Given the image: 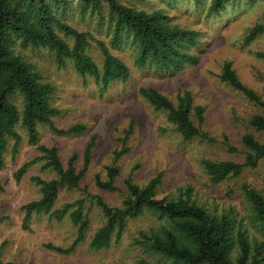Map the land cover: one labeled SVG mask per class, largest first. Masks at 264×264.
I'll return each instance as SVG.
<instances>
[{"label":"rangeland","instance_id":"obj_1","mask_svg":"<svg viewBox=\"0 0 264 264\" xmlns=\"http://www.w3.org/2000/svg\"><path fill=\"white\" fill-rule=\"evenodd\" d=\"M119 1L147 12L159 10L170 25L194 29L198 34L197 43L187 51L197 56V62L183 63L169 71L153 64L138 66L136 45L130 36L123 37L116 47L108 44L107 8L103 7L101 18L89 7L83 9L77 0H72L57 13L58 16L77 30L91 34L86 52L100 68L103 57L96 40L106 42L110 52L129 68L126 81H111L102 90L93 76L76 72L70 59L59 66L47 48L21 47L15 43L14 49L44 82L53 86L51 103L59 110L53 118L56 127L66 129L74 124L85 127L82 132L57 134L47 125L39 124V143L55 146L64 166L75 154L77 170L83 166L85 147L92 139L93 143L90 162L79 187L59 191L53 208L62 209L69 204L65 216L57 220L49 214L33 213L24 228L21 206L40 196L39 186L31 177L51 179L55 173L44 168L43 161L39 160L28 167L20 180L14 178L19 167L41 155L36 146L27 143L25 128L18 125L21 136L18 153L12 156L13 140L10 139L4 165L0 168V183L4 188L0 191V216L10 218L0 223L2 261L13 264H140L145 260L148 264H182L147 246V235L165 223L150 210L129 219L119 241L112 242L110 247L98 250L89 247L92 235L105 221L96 197L110 206H120L127 192L126 178L144 185L157 174H161L156 187L158 198H188L210 212L231 209L236 223L246 231L248 238L263 242L264 249V233L241 190L242 184L247 183L264 195V159L256 167L219 182L210 179L202 163L205 159L243 162L246 148L241 138L244 134L264 141V131L255 130L249 123L254 114L262 113V108L219 78L223 63L229 61L240 80L264 100V57L258 55L264 54V34L247 39L248 30L264 22V0H233L218 13L207 12L210 0ZM64 39L72 43L71 38ZM143 87L158 90L174 105L179 95L188 94L192 104L203 109L200 128L207 137L183 139L168 120L167 112L153 108L139 94V88ZM13 101L21 111V96H14ZM191 119L198 125L193 113ZM122 148L126 151L116 159L115 153ZM112 164L119 168L115 184L121 192L101 189L94 182L96 176L106 180V167ZM79 206L89 221L85 238L69 253L47 248L46 244L61 248L73 244L77 226L69 213Z\"/></svg>","mask_w":264,"mask_h":264},{"label":"trees","instance_id":"obj_2","mask_svg":"<svg viewBox=\"0 0 264 264\" xmlns=\"http://www.w3.org/2000/svg\"><path fill=\"white\" fill-rule=\"evenodd\" d=\"M83 9L90 8L102 18V10L107 8V23L110 28L108 44L116 47L123 37H131L136 45V64H153L159 69L172 70L183 63H196L197 56L187 48L197 43V32L194 29L170 25L161 11L151 12L136 9L121 3L119 0H77ZM233 0H210L207 12L218 13L226 3ZM72 0H0V168L4 165V153L8 141L13 140L12 156L19 150L21 136L17 130L21 124L26 131L27 143L36 146L41 153L39 158L25 162L14 173L18 181L28 167L37 161H43V167L51 169L55 177L44 179L39 176L31 180L39 186L40 196L21 206L24 210L22 225L27 223L33 213L49 214L61 220L70 207L66 204L62 209H54L61 188H77L90 162L92 142L84 149L83 166L77 170L75 154L68 159L66 166L60 160L55 146L40 144L38 125L44 124L57 134L78 133L85 130L81 124H74L66 129L57 128L53 118L59 110L51 103L53 86L44 82L30 63L15 49L16 42L21 47H45L53 53L56 63L64 65L70 59L76 72L82 76L90 75L100 84L101 89L114 80L126 81L129 68L117 56L113 55L109 46L102 40H96L102 54L101 68L87 54L86 48L92 36L88 32L79 31L69 25L57 13L68 7ZM264 34V22L257 23L248 30L247 39ZM64 37H69V44ZM264 57L263 53L258 54ZM221 81L239 91L249 101L262 108V113L254 114L249 123L257 131H264V100L254 89L245 85L229 61H225L219 75ZM139 94L149 104L167 112V118L175 125V129L183 139L194 137L206 138L200 128L203 122V109L194 106L188 94L179 95L174 105L168 97L154 88H139ZM21 96L22 109L14 103V96ZM196 117L194 124L191 114ZM241 142L246 148L243 162L231 160L202 161L204 168L213 182L235 177L244 169L254 168L264 159V141H259L252 134H244ZM233 150V148H231ZM126 148L115 153L119 157ZM119 168L115 165L106 167V180L95 177V185L101 189L121 192L115 184ZM161 174L151 178L146 184L139 185L126 178L124 181L126 194L120 206H110L96 197L105 221L92 235L89 247L95 250L108 248L112 242L119 241L125 224L145 210L157 213L165 223L158 230H152L146 237V244L160 255L181 262L182 264H264L263 242L248 238L247 233L237 223L231 209L221 212H210L205 207L191 203L188 198H158L156 187ZM4 188L0 183V191ZM241 190L249 201L254 218L259 222L264 233V195L257 192L247 183ZM80 204V203H79ZM81 205V204H80ZM72 222L77 226V236L68 248L46 244L49 249L59 253L73 251L75 245L85 238L88 218L79 206L69 213ZM9 216L1 215L0 223L9 220ZM0 264H13L3 262ZM140 264H148L141 260Z\"/></svg>","mask_w":264,"mask_h":264}]
</instances>
